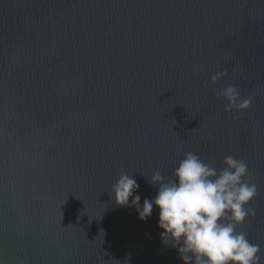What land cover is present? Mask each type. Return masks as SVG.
Masks as SVG:
<instances>
[{
    "label": "water",
    "instance_id": "water-1",
    "mask_svg": "<svg viewBox=\"0 0 264 264\" xmlns=\"http://www.w3.org/2000/svg\"><path fill=\"white\" fill-rule=\"evenodd\" d=\"M188 152L247 163L264 264V0H0V264H183L110 190L142 208Z\"/></svg>",
    "mask_w": 264,
    "mask_h": 264
},
{
    "label": "clouds",
    "instance_id": "clouds-1",
    "mask_svg": "<svg viewBox=\"0 0 264 264\" xmlns=\"http://www.w3.org/2000/svg\"><path fill=\"white\" fill-rule=\"evenodd\" d=\"M227 73L217 72L211 77L216 84ZM226 102L223 111L236 113L250 110L253 96L241 98L234 85L225 87L216 97ZM248 165L245 161L227 156L221 169L205 163L197 154L188 152L165 181L157 170L148 180L158 194L154 201L145 200L140 208V197L130 198L138 189L132 176L121 174L110 193L118 208H135L138 219L147 220L153 208L159 210L158 227L163 231L162 243L178 250L183 264H260L259 245L252 244L236 226L254 216L247 205L257 195L254 183L245 180Z\"/></svg>",
    "mask_w": 264,
    "mask_h": 264
}]
</instances>
